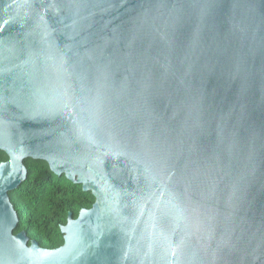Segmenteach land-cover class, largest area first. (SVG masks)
<instances>
[{
    "label": "water",
    "instance_id": "95a60500",
    "mask_svg": "<svg viewBox=\"0 0 264 264\" xmlns=\"http://www.w3.org/2000/svg\"><path fill=\"white\" fill-rule=\"evenodd\" d=\"M0 151V264H264V0H0ZM30 160L94 198L56 249Z\"/></svg>",
    "mask_w": 264,
    "mask_h": 264
},
{
    "label": "trees",
    "instance_id": "16d2710c",
    "mask_svg": "<svg viewBox=\"0 0 264 264\" xmlns=\"http://www.w3.org/2000/svg\"><path fill=\"white\" fill-rule=\"evenodd\" d=\"M4 160L7 157L0 151V161ZM26 167V180L10 194L19 219L16 232L24 231L42 248L56 249L63 244L60 226L68 213L76 218L81 209L92 206L94 198L82 192L80 185L55 176L43 161L30 160Z\"/></svg>",
    "mask_w": 264,
    "mask_h": 264
},
{
    "label": "flooded vegetation",
    "instance_id": "af4514ba",
    "mask_svg": "<svg viewBox=\"0 0 264 264\" xmlns=\"http://www.w3.org/2000/svg\"><path fill=\"white\" fill-rule=\"evenodd\" d=\"M4 154V153H3ZM5 155V154H4ZM6 156V155H5ZM6 160H4V161H0V163H2V162H5ZM9 197H10V201H11V196L9 195ZM18 232H16V230L14 231V234H17Z\"/></svg>",
    "mask_w": 264,
    "mask_h": 264
}]
</instances>
